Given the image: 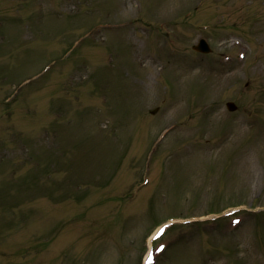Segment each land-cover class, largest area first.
Wrapping results in <instances>:
<instances>
[{"label":"rangeland","instance_id":"374dc122","mask_svg":"<svg viewBox=\"0 0 264 264\" xmlns=\"http://www.w3.org/2000/svg\"><path fill=\"white\" fill-rule=\"evenodd\" d=\"M150 246L264 264V0H0V264Z\"/></svg>","mask_w":264,"mask_h":264},{"label":"water","instance_id":"95a60500","mask_svg":"<svg viewBox=\"0 0 264 264\" xmlns=\"http://www.w3.org/2000/svg\"><path fill=\"white\" fill-rule=\"evenodd\" d=\"M227 107H228L230 110H232V109L235 108V106H234L232 103H230V102L227 103Z\"/></svg>","mask_w":264,"mask_h":264},{"label":"snow or ice","instance_id":"6c2138e0","mask_svg":"<svg viewBox=\"0 0 264 264\" xmlns=\"http://www.w3.org/2000/svg\"><path fill=\"white\" fill-rule=\"evenodd\" d=\"M161 231H163V230H161Z\"/></svg>","mask_w":264,"mask_h":264}]
</instances>
